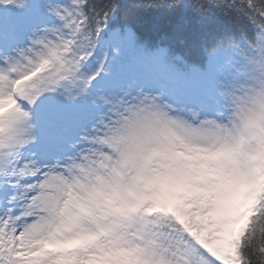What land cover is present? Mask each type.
Segmentation results:
<instances>
[{"label": "snow or ice", "instance_id": "6c2138e0", "mask_svg": "<svg viewBox=\"0 0 264 264\" xmlns=\"http://www.w3.org/2000/svg\"><path fill=\"white\" fill-rule=\"evenodd\" d=\"M0 264H264V0H0Z\"/></svg>", "mask_w": 264, "mask_h": 264}]
</instances>
